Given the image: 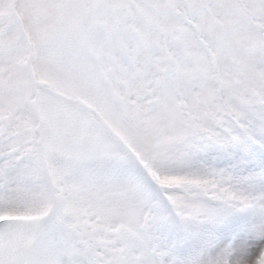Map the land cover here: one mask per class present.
Listing matches in <instances>:
<instances>
[{"label":"snow or ice","instance_id":"snow-or-ice-1","mask_svg":"<svg viewBox=\"0 0 264 264\" xmlns=\"http://www.w3.org/2000/svg\"><path fill=\"white\" fill-rule=\"evenodd\" d=\"M0 264H264V0H0Z\"/></svg>","mask_w":264,"mask_h":264}]
</instances>
